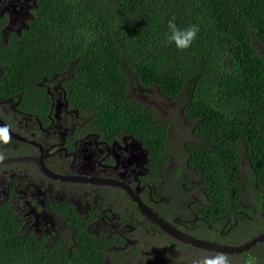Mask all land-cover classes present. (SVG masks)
<instances>
[{
	"label": "trees",
	"instance_id": "1",
	"mask_svg": "<svg viewBox=\"0 0 264 264\" xmlns=\"http://www.w3.org/2000/svg\"><path fill=\"white\" fill-rule=\"evenodd\" d=\"M28 12L17 31L0 15V118L9 128L67 153L87 139L91 151L135 140L143 150L135 178L99 176L129 184L196 238L240 245L264 234V0H32ZM172 15L180 27L199 25L187 50L165 43ZM56 88L65 120L54 114ZM137 89L163 95L166 114ZM0 151L39 153L13 138ZM13 163L21 176L28 169L67 189L95 187V202L47 199L41 210L54 224L34 229L15 208V184L30 181L14 174L0 200V264H193L217 253L167 234L119 187L50 179L32 160ZM103 218L114 224L97 229ZM226 254L231 264H264V240Z\"/></svg>",
	"mask_w": 264,
	"mask_h": 264
},
{
	"label": "rangeland",
	"instance_id": "2",
	"mask_svg": "<svg viewBox=\"0 0 264 264\" xmlns=\"http://www.w3.org/2000/svg\"><path fill=\"white\" fill-rule=\"evenodd\" d=\"M31 3L32 0H2L0 2V15H4L7 19L6 29L17 31L24 26L25 19L29 14L28 11ZM56 89L57 91H54L52 94L54 100V114L56 115V120H65L67 118L65 116H69L70 111H66V103L61 90L58 88ZM135 95L140 101L155 106L159 114L162 116L166 114L165 109L170 105L163 95L153 89H137ZM24 127L27 126L25 125ZM89 140L90 139H87L81 143V145L76 146L72 153H67L60 143H55L49 149H45L44 157L47 156L55 165H60L62 167L66 166L74 170L77 168L80 169L82 173L87 172V170H84L86 167L83 164L89 162V159L94 160V157L100 158L102 154V152H99V149H95V153H92L91 151L89 155H86L85 151L88 146H85V143L88 142L89 144ZM116 143L118 145H116V148L112 149L111 152L115 153L117 156H125L124 164L127 169L134 168V170L139 171V166H141L143 158V150L140 148L138 142L124 138ZM0 155H3L1 151ZM17 166L18 165L14 163H7L0 166V200L4 195L9 182L13 180L12 178L14 174L18 175V182L22 180L30 181L29 183L15 184L17 187L15 208L26 224L34 229L38 228V230H46L51 228L54 224V219L51 218L46 211L41 210L47 199H54V196L63 197V193H68V195L71 193L72 198L69 199L76 198V204H82L83 206H87L86 204H88L90 200L93 202L95 199V187L87 186L81 189L71 187V189H67L64 184L51 183L36 174L32 176L31 174L34 172H31L28 169L26 170L27 173L24 174V176H21L24 172L18 171ZM65 197L68 199V196ZM109 218L98 219L97 229H108L111 227L114 224V221ZM174 251L173 248L168 250L173 257Z\"/></svg>",
	"mask_w": 264,
	"mask_h": 264
},
{
	"label": "water",
	"instance_id": "3",
	"mask_svg": "<svg viewBox=\"0 0 264 264\" xmlns=\"http://www.w3.org/2000/svg\"><path fill=\"white\" fill-rule=\"evenodd\" d=\"M0 126H8L1 118H0ZM11 138L26 141L38 147L39 153L33 155H14L7 156L0 160V165L20 162L25 160H32L38 164V167L43 175L52 179H58L60 181L67 182H79V183H91L96 185H111L116 186L124 190L130 198L135 202L138 209L142 214H144L149 220L158 225L162 230H164L167 234L172 236L173 238L181 241L183 243L190 244L197 248H201L207 251L212 252H222V253H239L241 251H247L251 246H253L257 241L264 240V234L260 233L254 236L251 240L240 244V245H228L222 243H216L210 240H204L201 238H196L190 233L179 229L178 227L172 225L170 222L166 221L164 218L160 217L155 211H153L148 205H146L138 194L133 190V188L125 183L124 181L113 178V177H102V176H88L83 174H63L51 171L43 161L44 149L43 147L32 139H27L24 136H21L19 133L14 132L11 128Z\"/></svg>",
	"mask_w": 264,
	"mask_h": 264
},
{
	"label": "clouds",
	"instance_id": "4",
	"mask_svg": "<svg viewBox=\"0 0 264 264\" xmlns=\"http://www.w3.org/2000/svg\"><path fill=\"white\" fill-rule=\"evenodd\" d=\"M177 17L172 15L167 20V29L165 33V43L171 44L180 51L191 47L193 41L197 39L199 32L198 24H191L186 27H180L177 24ZM11 142V132L8 126H0V143L8 144ZM4 157L0 155V160ZM193 264H231V260L226 253L217 252L211 255H205L195 261Z\"/></svg>",
	"mask_w": 264,
	"mask_h": 264
},
{
	"label": "flooded vegetation",
	"instance_id": "5",
	"mask_svg": "<svg viewBox=\"0 0 264 264\" xmlns=\"http://www.w3.org/2000/svg\"><path fill=\"white\" fill-rule=\"evenodd\" d=\"M1 1L2 0H0V2ZM116 142L117 141H114V142H112L110 144H104V145H102V143L97 142V145L99 144L98 145L99 152H102V154H101L100 158L94 157V160H90L89 159V162H87L86 164L85 163L83 164L86 167L84 170H87V172H83L82 173L80 171V169L75 168L76 170H74L72 168L63 166V171H64L63 174H72L73 173V174H83V175H88V176H93V175L99 176L100 172H104L106 174H118V175H121V173H123V174L128 175L129 177L131 176V177L135 178V175L138 172V170H134V168L127 169L125 164H124L125 156L124 155L117 156L115 153L111 152L112 149L116 148V145H118ZM90 148H92V147L89 146V148L86 149V151H85L86 155H89L91 153V149ZM104 150L106 151L105 153H103ZM92 153H95V151L92 150ZM108 156H110V157L106 158ZM44 158L45 157H44V154H43V161H44ZM106 159H109L110 161H112V164L109 165L108 163H106L105 162ZM142 161H143V158H142ZM2 165H4V164H2ZM139 167L140 168L142 167V163H141V166H139ZM50 170L54 171L52 169H50ZM68 170L70 172H67ZM54 172H56V171H54ZM57 173H60V172H57ZM104 177H112V176L104 175ZM50 179H52V178H50ZM56 180H58V179H56ZM56 180H54V181H56ZM60 183L62 184V182H60ZM65 196H68V200H70V201H72V202H74L76 204V198L69 199V198H72L71 193L69 195H68V193L67 194L63 193V197H55L54 196V198H65L66 199ZM81 205L82 204L77 205V206H81Z\"/></svg>",
	"mask_w": 264,
	"mask_h": 264
}]
</instances>
